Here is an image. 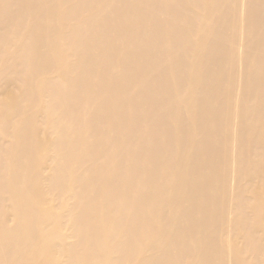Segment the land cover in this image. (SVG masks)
Returning <instances> with one entry per match:
<instances>
[{"label":"bare ground","instance_id":"obj_1","mask_svg":"<svg viewBox=\"0 0 264 264\" xmlns=\"http://www.w3.org/2000/svg\"><path fill=\"white\" fill-rule=\"evenodd\" d=\"M0 264H264V0H0Z\"/></svg>","mask_w":264,"mask_h":264}]
</instances>
